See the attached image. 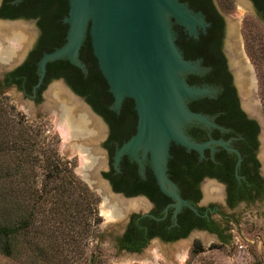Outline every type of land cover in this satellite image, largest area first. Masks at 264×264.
<instances>
[{
  "label": "flooded vegetation",
  "instance_id": "flooded-vegetation-1",
  "mask_svg": "<svg viewBox=\"0 0 264 264\" xmlns=\"http://www.w3.org/2000/svg\"><path fill=\"white\" fill-rule=\"evenodd\" d=\"M180 1L186 3L193 12L201 15L203 20V24L195 25L194 32H188L183 25L172 22L175 40L182 53H187L184 57L192 61L196 60L198 65L205 67L200 72H188L194 75L191 81H186L190 84L209 86L214 89L210 94L197 96L188 101L189 108L206 114L210 119V123H188L184 127V132L195 141L218 139L223 142L220 144L211 140L209 145L202 149L201 156H199L198 151L185 148L179 143L171 142L169 145L168 159L171 155L170 149L174 146L180 149L181 152L187 153L195 163L204 162L210 166L208 168L209 173L215 171L216 175L201 172L200 176L194 180L182 178L178 181L177 177L180 173L176 169L168 167L167 159L166 174L168 178L176 185L179 195L190 202L197 211L186 205H181L174 211L173 199L162 193L155 181L147 154L141 158V169L127 153H122L116 164H114L113 154L115 149L135 130L136 113L132 99L129 97H124L117 110L111 107L112 95L107 89V84L101 73L99 75L104 86L100 85L101 87L97 88V92L92 95L91 99L87 97V94L74 91L66 83L65 76L62 73L70 75L78 72V70L80 71L77 66L72 65L67 60L63 62L64 66L53 69H49L52 63H45L41 81L33 88L38 77V59L36 58L38 54H42L43 49L39 47L31 54L32 57L36 54L37 56L28 61V68L23 73L24 77L36 79L29 90H25L24 85L17 87L16 84L3 83L6 72L22 63H26V57L37 44V38L41 32V27L37 23V16L13 17L33 22L37 35L21 61L2 72L0 82L6 86L14 85L23 95L30 97L33 101H38L41 98L44 86L49 80L62 78L74 94L80 96L82 101L98 117L101 122L98 123L101 137L99 143L106 166L100 169L99 174L100 178L107 181L108 190L105 189L103 183L98 181L96 187L104 196L108 199L112 198L113 203L117 202L120 206L126 207L128 205L126 201L136 199L134 203H130L131 205L126 207L131 210L126 216L122 230L113 235L115 248L122 251L137 252L151 238L161 241H174L185 237L193 230L212 233L222 241L223 236H227L226 232L230 229L227 223L232 220V214L224 211L225 209L231 210L238 204L264 203V150L261 153L258 145V121L255 115L244 105V96L238 91L234 69L232 68L238 50V38H232L234 32L225 17V10L230 9L229 6H231L228 3L229 0ZM240 1L252 12L256 19L264 23V0ZM12 2V0H9V3ZM1 4L2 0H0V6ZM62 17H60V21L66 24L62 21ZM237 17L242 18L239 15ZM229 45H231V49ZM53 46L58 45L53 44ZM84 53L88 58V62L92 61L94 68L98 70L90 44ZM78 58L86 68V74L81 73L84 79L87 76V61H83L79 57V53ZM63 59L65 60V58ZM214 64L218 69L216 71L213 70ZM96 77L97 75L93 76L92 79L94 80ZM240 85H242V82H240ZM53 90L51 88L47 94L59 98ZM124 101H127L128 105L123 106ZM244 101L249 104L251 99ZM94 105L98 107V110L95 109ZM90 125L94 130H98L96 125V128L92 124ZM88 130L90 129L86 128L85 132ZM112 178L121 180H118L117 185H114ZM203 180L209 181L205 184L206 188L213 183L219 186L220 203L209 200L207 196H202L204 186L201 182ZM118 193L121 194V198L118 197ZM138 204H141L140 206L143 204L145 209L135 211L133 208ZM262 210L263 213L264 209ZM214 213L217 217L213 216ZM211 225L214 230L208 228ZM123 243L139 244V248L136 250L128 249Z\"/></svg>",
  "mask_w": 264,
  "mask_h": 264
},
{
  "label": "rangeland",
  "instance_id": "rangeland-1",
  "mask_svg": "<svg viewBox=\"0 0 264 264\" xmlns=\"http://www.w3.org/2000/svg\"><path fill=\"white\" fill-rule=\"evenodd\" d=\"M228 3L231 6H229L230 9L225 10V17L234 32L232 38H238L237 49L250 68L252 89L251 92L244 94V98L249 95L253 96L254 105L257 106L259 112L258 116L264 121V108L261 102V95L264 91V61H262L264 60V23L256 19L240 0H229ZM238 15L242 17V20L237 17ZM17 20L22 21H9V23L25 25L26 28L18 32L21 39L16 41V35L13 34H17V31L12 34L8 33L6 36L0 31V79L3 71L12 68L20 61L18 60L20 53L26 49V44L31 43L37 35L33 22L27 19ZM57 80L54 78L46 83L38 101H33L30 97L23 95L14 85L6 86L0 82V141H4L5 144L14 142L21 144L28 138L29 129L33 130L39 125L44 142H39L40 149H43V153L39 152V154L42 158L45 157L44 153L46 156L50 154L47 147L55 140L59 156L70 160L74 175L96 195V214L100 216V221L98 225L93 224L91 221L93 216L90 215L88 225L82 226L77 221H71L72 230L68 235H73V238L67 239L68 235L63 232H60V236L55 239L47 237L46 242L50 250L47 255H44L46 258H35L26 248L20 247L9 255L0 252V264H92L94 261L97 264H253L256 262L264 264V212L262 213L264 203L238 204L231 210L224 208V211L232 214V220L227 223L230 229L226 232L228 239L225 242L212 233L193 230L185 237L174 241L151 238L137 252L115 248L113 235L122 230L126 216L131 210L126 207L130 206L129 203H134L136 199L126 201L128 203L126 207L120 206L117 202L113 203L112 198L108 199L104 196L96 187L97 181L102 183L99 171L106 167L99 143L101 140L100 126H96L97 131L91 127L92 122L88 120L86 114L91 115L84 103L78 101L83 108L79 110L65 99L47 94L50 87L54 85L56 86L52 90L63 89ZM205 87V93L210 94L214 90L209 86ZM65 92L71 96L67 91ZM84 112L87 113L84 114ZM65 119L68 120L69 127L66 136L57 127V124L63 123ZM93 119L101 123L99 119L95 117ZM92 125L95 127V124ZM86 128L90 130L85 132ZM258 145L262 153L263 141L259 140ZM1 156L0 162L4 159ZM5 158H9L10 161L6 160L3 163V160L1 167L8 165L11 160L19 161L24 158L22 160V163H25L22 167L24 172L34 173L36 177L32 179L39 182L42 176L40 161L31 165L29 153L23 154L17 149H10ZM207 182L209 181L201 182L204 186L202 196H207L209 200L220 203L219 186L212 182L213 186L208 185L206 188ZM71 193L67 197L64 194L63 200L66 201V198L74 195V192ZM118 197L121 198V196ZM42 204L46 208L52 206L48 200L43 201ZM140 205H135L133 209L135 211L144 210V205ZM213 216L217 217L215 213ZM48 217L45 219L46 217L39 212L37 224L27 233L26 237L33 236L34 238L39 230L44 231L46 227H48L47 231L50 228L59 231L60 228L56 227V223ZM70 218L75 219L74 216ZM96 233L100 235L96 237ZM194 244L200 247L196 252L192 251Z\"/></svg>",
  "mask_w": 264,
  "mask_h": 264
},
{
  "label": "water",
  "instance_id": "water-1",
  "mask_svg": "<svg viewBox=\"0 0 264 264\" xmlns=\"http://www.w3.org/2000/svg\"><path fill=\"white\" fill-rule=\"evenodd\" d=\"M17 19L20 18L0 17L4 21H22ZM62 21L67 24L64 41L42 52L38 58V77L33 88L40 83L45 63L49 60L66 58L86 71L78 58V50L87 35L97 67L112 95L111 107L117 110L124 97H129L136 113L135 130L115 149L114 164L122 153H127L141 169V158L147 154L155 181L160 191L173 199L174 211L181 205L197 211L179 195L176 185L166 174V166L171 142L192 148L199 152V156L211 140L223 143L218 139L195 141L184 132L188 123H210L206 114L188 106L190 99L208 93H205V86L186 81V73L199 72L205 67L183 56L174 40L172 22L194 32L196 24H203L202 16L196 15L180 0H67ZM31 43L26 44L18 60L21 61ZM236 53L232 64L235 79L238 74L245 73L252 89L250 68L240 51ZM57 79L65 91L84 103L62 78ZM236 84L238 86L237 79ZM238 91L242 92L239 87ZM84 106L98 119L87 104ZM253 114L258 121V137L262 142L264 121ZM100 181L108 190L107 181L103 178Z\"/></svg>",
  "mask_w": 264,
  "mask_h": 264
},
{
  "label": "trees",
  "instance_id": "trees-1",
  "mask_svg": "<svg viewBox=\"0 0 264 264\" xmlns=\"http://www.w3.org/2000/svg\"><path fill=\"white\" fill-rule=\"evenodd\" d=\"M2 0L0 6V17H35L37 16V23L41 27L40 35L37 38V44L29 51L26 57V63H22L16 66L12 70L6 72L3 83L4 84H16L17 87H23L25 90H29L31 84L35 82V78L24 77L23 73L28 68L27 64L30 59H34L36 55L31 56L39 47H42V52L53 49V44L60 45L64 41L66 32V24L60 21L61 16H65L67 11V0ZM175 40V39H174ZM176 42V40H175ZM177 43V42H176ZM89 45L88 36L85 35L82 44L79 48V57L83 61H87V76L83 79L81 73L86 74L81 68L78 72L66 75L65 81L74 91L82 94H87V97L91 99L92 95L97 92V88L104 86L101 83L100 71L95 69L92 61L88 62V58L85 53ZM178 45V44H177ZM180 49V46H178ZM182 49V48H181ZM181 51V50H180ZM41 52V53H42ZM182 52V51H181ZM186 56L187 53H182ZM40 56L38 54L37 58ZM186 58V57H185ZM264 58V57H263ZM63 58H57L47 61L52 63L49 69L64 66L63 62H66ZM68 61V60H67ZM264 61V60H262ZM46 62V63H47ZM69 62V61H68ZM72 64V63H71ZM74 65V64H72ZM76 66V65H75ZM213 70H218L216 65H213ZM97 75L96 79H92ZM193 73L186 74V80L189 82L192 80ZM103 77V76H102ZM101 85V86H100ZM261 102L264 108V91L261 95ZM127 101L123 102V106H126ZM95 109L98 107L95 106ZM98 110V109H97ZM28 138L24 142L5 144L4 141H0V155L4 157L3 163L9 158H5L8 151L17 149L23 154L29 153L31 155V165L40 161L39 165L42 169L41 178L37 183L34 173H26L22 168L25 163L22 160L14 161L1 167L0 162V252L9 255L20 247L26 248L30 251L35 258H46L44 255L49 253V245L46 242L47 237L60 236L62 232L64 234L69 233L72 230L71 221H77L82 226L88 225V218L93 216L92 223L98 225L100 216L96 213V201L97 197L90 190L85 183L81 182L77 176L72 172L71 162L68 159L59 156L55 147V140L49 143L48 147L50 154L42 158L39 142H43L41 137L42 130L38 126H35L33 130L29 129ZM4 139V137L2 136ZM41 138V139H40ZM28 140V142H27ZM12 142V141H11ZM7 145V146H6ZM40 152V154H39ZM170 157L168 159V167L174 168L180 175H178V181L182 178H188L194 180L200 176L201 172L209 173L210 171L207 164L204 162L195 163L187 153L181 152L177 147L172 146L170 149ZM40 157H39V156ZM46 158V159H45ZM10 161V160H8ZM214 175L215 171L209 173ZM216 175V174H215ZM121 179L112 178V183L117 185V181ZM74 192V195L63 200V195L67 197ZM48 200L52 206L48 208L44 207L43 201ZM39 212L42 213L47 219L49 213V219H52L56 223V229L39 230L38 235L33 238L26 237L27 233L37 224V218ZM48 212V213H47ZM74 216V218H70ZM88 223V224H87ZM62 227V229H61ZM210 230H214V227L208 226ZM54 231V232H53ZM61 232V233H60ZM76 232V230H75ZM98 232V229H97ZM78 232H76L77 234ZM75 234V236H76ZM100 234L96 233L98 237ZM73 238V235L69 234L67 239ZM228 236H223L222 241H227ZM128 249H138V245H131L123 243ZM200 249L198 245L194 244L192 251L196 252ZM92 264H97L96 261ZM253 264H257L253 263Z\"/></svg>",
  "mask_w": 264,
  "mask_h": 264
},
{
  "label": "bare ground",
  "instance_id": "bare-ground-1",
  "mask_svg": "<svg viewBox=\"0 0 264 264\" xmlns=\"http://www.w3.org/2000/svg\"><path fill=\"white\" fill-rule=\"evenodd\" d=\"M11 22V21H10ZM24 27H25V25H23V24H21V23H9V21H4V20H2V22L0 23V31L3 33V35L4 36H6L8 33L9 34H12L13 32H15V31H17V34H13V35H16V41L18 40V39H21V36H20V33L18 34V32L19 31H22V29H24ZM26 28V27H25ZM23 33V32H22ZM22 36H23V34H21ZM10 36V35H9ZM23 38V37H22ZM16 43H18V42H16ZM19 44V43H18ZM229 48L231 49V45H229ZM239 68H240V66H239ZM236 79H237V83H238V87L240 88V90L242 91L241 93L243 94V96H244V94H247V93H249V92H251V86H250V82H249V78H248V76L245 74V73H243L242 72V74H238V78L236 77ZM251 81V80H250ZM240 82H242V85H240ZM55 86V85H54ZM54 86H51L50 87V89L51 88H53ZM57 87H59V86H57ZM49 89V90H50ZM48 90V91H49ZM54 92L57 94V96H59V98H62V99H65V100H67L69 103H71V104H73L74 105V107L75 108H77V109H83L82 108V106L80 105V103L78 102V100L77 99H75V98H73V97H71V96H69V95H67L66 94V92L63 90V89H61V88H59V89H54ZM54 94V93H53ZM246 99H251V102L249 101V104L248 103H246L244 100H246ZM243 102H244V105L251 111V112H253V113H255V114H259V112H258V110H257V106H255L254 105V102H253V96L252 95H249V96H247L246 98H244L243 99ZM84 111V110H83ZM87 113V112H86ZM85 112H84V114H86ZM87 116H88V120L89 121H91L92 122V124H95L97 127L99 126V125H97L98 124V122L96 121V120H94L91 116H89L88 114H86ZM93 120L95 121V123L93 122ZM60 123V122H59ZM57 127H58V129L61 131V133H63L64 134V136H66L67 134H68V120L67 119H65L64 120V122L63 123H60V124H57ZM262 141H263V143H264V135H263V137H262ZM123 203V202H122ZM129 205H131L130 203H129ZM110 213V212H109ZM108 213V214H109ZM110 215V214H109ZM108 215V216H109Z\"/></svg>",
  "mask_w": 264,
  "mask_h": 264
}]
</instances>
